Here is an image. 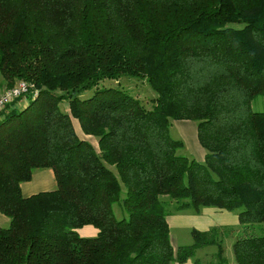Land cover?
Masks as SVG:
<instances>
[{
	"label": "trees",
	"instance_id": "trees-1",
	"mask_svg": "<svg viewBox=\"0 0 264 264\" xmlns=\"http://www.w3.org/2000/svg\"><path fill=\"white\" fill-rule=\"evenodd\" d=\"M19 79L0 109V264H229L234 230L236 264H264V0H0V86ZM175 119L196 120L203 160L177 152ZM45 167L55 187L23 195ZM205 206L239 224L174 247L170 210Z\"/></svg>",
	"mask_w": 264,
	"mask_h": 264
},
{
	"label": "crops",
	"instance_id": "crops-1",
	"mask_svg": "<svg viewBox=\"0 0 264 264\" xmlns=\"http://www.w3.org/2000/svg\"><path fill=\"white\" fill-rule=\"evenodd\" d=\"M255 105L257 107H254ZM251 108L253 110H264V94L258 95L251 100ZM176 122L177 131L182 136L181 139L184 142L185 148L187 147L186 150H190L189 152L191 154H194V157L198 160H203L205 155V148L198 140L196 121L193 119H175L170 125V130ZM55 185L56 180L52 168H38L33 171L31 179L21 182V193L23 195H30L40 190L54 188ZM168 217L169 214L167 215V221L170 227ZM177 217L179 221L178 224L182 228L189 229V232L192 227L203 230L208 229L209 227L214 225L219 226L225 224H239L237 210H229L213 206L202 207L200 211H194V213H181L178 214ZM8 222L9 217L0 212V225H7ZM83 226L88 230L89 234H93L97 231V228L93 225L87 224ZM235 233H237V231ZM185 235L188 236V232ZM185 244H187V242ZM188 261L189 259L183 262V264H193Z\"/></svg>",
	"mask_w": 264,
	"mask_h": 264
},
{
	"label": "rangeland",
	"instance_id": "rangeland-1",
	"mask_svg": "<svg viewBox=\"0 0 264 264\" xmlns=\"http://www.w3.org/2000/svg\"><path fill=\"white\" fill-rule=\"evenodd\" d=\"M104 82L107 83H112L115 84L116 81L112 80V79H105ZM118 84H121L125 87L130 88V92L131 93H135L136 95H138L139 98H141L143 100V102L147 105L150 106L151 105V98L153 97L154 94V90H152L150 88V86H148L146 80L142 79V78H132V77H121L120 81L118 82ZM4 89L3 86H0V92ZM66 104V103H64ZM63 109H65V105H63ZM254 107H257L256 105ZM174 121V120H173ZM172 121V122H173ZM196 121V120H195ZM177 122L175 123V125L171 128L170 130V134L172 137L174 138H181V134H179V132L177 131V127H176ZM75 125L77 127V129L80 131L79 129V125L77 123V121H75ZM93 141H95L94 136L88 135ZM187 147L185 148V145H183V147L178 148L177 152L178 153H183V154H187L191 157H194V154H191L188 150H186ZM195 158V157H194ZM196 160H198L197 158H195ZM54 187V186H53ZM116 209V207H115ZM172 212L169 213V222H170V227H169V236H170V241L172 243V245L174 247H176L179 244H185L190 243L192 241L189 229H185L182 228L178 223V214L181 213H194V211L190 208H185L182 210H170ZM116 215L117 217H119L121 214L117 211L116 209ZM9 217V216H8ZM6 225V224H5ZM225 225H231V226H235L233 224H225ZM210 228V227H209ZM79 234L84 235V236H92L95 235L96 232H94L93 234H89L88 230L82 226L79 229ZM188 232V236H186L185 234ZM236 230L234 231H229L227 232L224 236H223V247H224V254L225 256L229 259V264H236L235 259H234V255H233V250H232V243L235 239L236 236ZM216 251V246L215 245H207V246H203L200 248L196 249V256L199 257L202 261L206 262L210 259L213 258V253ZM192 263V258H189V261ZM171 264H183L177 261H171ZM189 264V263H188Z\"/></svg>",
	"mask_w": 264,
	"mask_h": 264
},
{
	"label": "built area",
	"instance_id": "built-area-1",
	"mask_svg": "<svg viewBox=\"0 0 264 264\" xmlns=\"http://www.w3.org/2000/svg\"><path fill=\"white\" fill-rule=\"evenodd\" d=\"M31 86H33V83L28 82L24 79H19L12 86L4 88L0 92V109L6 102L10 101L12 98L28 91ZM36 91L37 89H34V93H36Z\"/></svg>",
	"mask_w": 264,
	"mask_h": 264
}]
</instances>
